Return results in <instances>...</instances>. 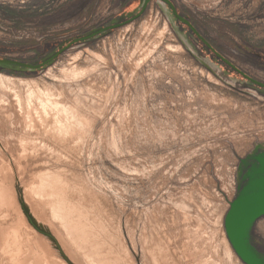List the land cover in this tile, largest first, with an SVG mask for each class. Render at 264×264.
<instances>
[{"label":"rangeland","instance_id":"obj_1","mask_svg":"<svg viewBox=\"0 0 264 264\" xmlns=\"http://www.w3.org/2000/svg\"><path fill=\"white\" fill-rule=\"evenodd\" d=\"M172 1L264 82V0ZM139 5L0 0V57L41 60ZM184 27L193 51L153 0L43 70H0V264H68L22 200L76 264H246L224 220L264 145V93ZM252 237L264 254V216Z\"/></svg>","mask_w":264,"mask_h":264},{"label":"water","instance_id":"obj_2","mask_svg":"<svg viewBox=\"0 0 264 264\" xmlns=\"http://www.w3.org/2000/svg\"><path fill=\"white\" fill-rule=\"evenodd\" d=\"M151 1L153 0H140L139 7L133 11L113 18L110 22L95 27L86 32L84 35L61 42L58 47L49 52L41 60L29 62L19 59L0 57V70H7L16 73H29L43 70L52 65L61 54L73 46L84 44L101 36L107 35L114 29L120 28L139 19L146 12ZM157 3L161 11L168 17V20L177 32L181 34V31L176 24L177 21L186 24L189 29L194 32L206 45L207 49L215 52L218 57L224 60L228 65L232 66L236 71L240 72L249 80L250 84L262 87L263 89L261 92L264 93V82L250 77L232 64L230 60L222 56L210 44V42L201 35L190 20L178 11L177 6L172 0H157ZM182 42L190 51H193L192 48L194 50L196 49L190 40L182 39ZM190 46L192 48H190ZM201 61L203 64L210 66L207 61ZM243 164L246 165L248 169L246 173H243V181L238 186V193L231 202L230 208L225 216V230L232 248L244 263L264 264V254L255 246L252 237L256 223L264 216V145L257 146L255 151L248 158L243 160ZM21 205L29 223L38 232L48 236L55 243V248L68 264H76L66 254L58 238L51 231L47 230L37 222L29 207L23 200Z\"/></svg>","mask_w":264,"mask_h":264},{"label":"flooded vegetation","instance_id":"obj_3","mask_svg":"<svg viewBox=\"0 0 264 264\" xmlns=\"http://www.w3.org/2000/svg\"><path fill=\"white\" fill-rule=\"evenodd\" d=\"M175 4V3H174ZM176 5V4H175ZM177 6V5H176ZM178 8V7H177ZM178 11L182 14V15H184L185 17H187L189 20H190V22L194 25V27L198 30V28L195 26V24L191 21V19H190V17L187 15V14H184L183 12H181L179 9H178ZM176 24H177V26L179 27V29H181L180 31H181V36H180V38H181V40L182 39H184L186 36H188L187 34H186V30H185V25L186 24H184V23H182V22H180V21H177L176 22ZM181 26V27H180ZM187 26V25H186ZM188 27V26H187ZM188 29H189V27H188ZM199 31V30H198ZM200 32V31H199ZM189 33H191V34H195L194 32H192L190 29H189ZM201 33V32H200ZM196 35V34H195ZM202 35V34H201ZM197 36V35H196ZM203 36V35H202ZM197 38H198V36H197ZM199 39V38H198ZM206 39V38H205ZM210 42V41H209ZM211 44V43H210ZM212 45V44H211ZM212 51V50H211ZM212 53L214 54V55H216L217 56V54L215 53V52H213L212 51ZM218 57V56H217ZM220 58V57H219ZM256 88L258 89V90H262L263 88H261V87H257L256 86Z\"/></svg>","mask_w":264,"mask_h":264},{"label":"bare ground","instance_id":"obj_4","mask_svg":"<svg viewBox=\"0 0 264 264\" xmlns=\"http://www.w3.org/2000/svg\"><path fill=\"white\" fill-rule=\"evenodd\" d=\"M162 4V3H161ZM163 5V4H162ZM164 6V5H163ZM181 27V26H180ZM181 30V29H180ZM187 38V37H186ZM14 78L12 77V76H7L6 74H4V73H0V87H2L3 89H4V87H8V85H7V83L9 82H13L14 80H13ZM16 82V81H15ZM30 87V86H29ZM18 88V87H17ZM8 89V88H7ZM11 89H13V88H11ZM10 89V90H11ZM17 92V91H16ZM18 93V92H17ZM16 93V94H17ZM17 96V95H16ZM29 96V95H28ZM28 99V98H27ZM38 222V221H37ZM40 225H42L40 222H38ZM43 226V225H42ZM43 227H45V226H43ZM46 228V227H45ZM47 230H49L48 228H46ZM50 231V230H49ZM42 234V233H41ZM46 236V235H45ZM46 237H48V236H46ZM49 238V237H48ZM50 239V238H49ZM53 242V241H52ZM54 243V242H53ZM54 245H55V243H54ZM227 250V249H226ZM229 255V254H228Z\"/></svg>","mask_w":264,"mask_h":264}]
</instances>
